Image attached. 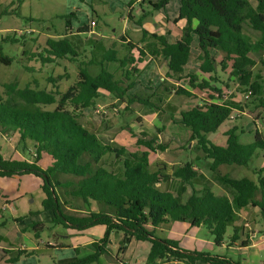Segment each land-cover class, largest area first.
<instances>
[{
    "label": "trees",
    "instance_id": "obj_1",
    "mask_svg": "<svg viewBox=\"0 0 264 264\" xmlns=\"http://www.w3.org/2000/svg\"><path fill=\"white\" fill-rule=\"evenodd\" d=\"M256 1L258 5H264V0ZM17 2L20 3V0ZM168 2L159 0L150 3V7L158 11ZM14 13L18 14L15 8H5L0 15ZM148 14L143 12L134 23L141 26ZM179 20L184 21V26L178 41L170 42L165 35L143 29V38L140 40L142 46L127 41L125 45L129 53L123 58H119L114 49H108L101 60L88 58L79 61L77 51L66 36L47 38L41 52L23 50L22 55L28 61L38 59L46 64L63 58L77 65V79L64 92L41 89L29 82L19 87L17 80L0 83V129L16 131L18 149L27 158L31 157L28 161L23 158H5L0 154V177L23 174L39 177L44 193L42 208L51 214L53 224L78 230L97 224L105 226L103 237L92 242L94 253L84 257L75 255L63 258L54 264H89L96 261L101 254L107 253L106 245L112 232H123L122 243L131 238L147 241L150 247L145 264L169 261L194 264L196 260L209 264H241L225 256L183 248L175 240L155 235V229L171 221L188 222L195 227L204 226L212 235L214 244L219 246L228 225L234 222L235 207H257L264 222V167L254 170L258 174L257 181L219 175L234 190L231 198L210 190L197 195L193 189L182 202L172 192L159 190L157 185L173 177L189 182L199 173L193 169L192 162L169 167L157 161L155 169L150 170L147 159L149 151L163 150L166 145L156 144L155 138L138 137L136 144L149 151L132 153L124 146H113L111 138L90 131L80 120L86 109L96 107L95 101L100 91L107 92L114 103L125 102V109L128 110L135 102L154 106L150 98L159 96V101H162V93L191 97L195 94L190 89L196 88L206 90L210 100H202L179 111L178 117L173 118L172 122L189 131L187 143L196 142L203 152V158L209 160L211 171L217 172L222 164L247 166L256 151L264 149V133L257 130L250 143L239 142L236 127L225 132L227 138L224 146L208 139L209 133L216 132L223 122L232 118L233 111H238L235 119L248 106L234 102L233 94L225 101H220L223 81L219 72L227 74V80L234 81L239 92L251 89L252 104L255 108L261 106L260 112L264 110L261 98H258V103L257 98H253L258 88L257 81L253 79L254 57L264 52V14L257 11L248 0H179L178 14L172 22ZM69 27V21L66 20V34ZM251 30L258 32V36L253 37ZM79 31H86V26L80 27ZM26 35L20 34L23 44ZM194 38L199 50L196 57L198 72L182 76L192 56ZM3 41L10 43L18 40L6 35ZM134 48L138 52L136 57L131 52ZM217 53H221L219 60L216 58ZM145 55L157 61H166L167 75L171 77L179 74L176 80H187L190 89L162 80V93L153 89L150 93L132 90L140 74L135 63L141 62V57ZM103 61L118 62V70L115 73L105 70ZM11 62L12 57L0 51V63L10 65ZM93 64L99 65L96 73L88 70ZM24 68L29 71L33 69L31 66ZM52 105V109L46 108ZM136 120L140 121L139 118ZM43 155L49 157L45 167L38 165ZM106 155L121 160L120 172L107 166L104 160ZM61 174L65 177H60ZM67 203L83 206L87 214L80 216L66 212L64 208ZM93 203L102 210H92ZM15 220L24 223L22 218ZM2 224L0 222V226ZM29 225L37 230L42 224L31 222ZM237 233L238 228L233 226L229 240L239 239ZM241 243L246 245L244 240ZM74 250L77 252L76 248ZM16 252L17 258L32 254L26 250Z\"/></svg>",
    "mask_w": 264,
    "mask_h": 264
},
{
    "label": "rangeland",
    "instance_id": "obj_2",
    "mask_svg": "<svg viewBox=\"0 0 264 264\" xmlns=\"http://www.w3.org/2000/svg\"><path fill=\"white\" fill-rule=\"evenodd\" d=\"M128 1L129 0H20L19 14L0 15V34L3 36L11 35L18 40L17 42L10 43L0 41V51L12 57L10 65L0 63V83L17 80L18 86H23L26 82L32 84V81L36 80L39 87L43 88L53 83L48 81V76L59 80L60 78L56 75L62 73L64 68L65 71H68L72 76L77 71V65L68 59H56L54 62L46 64L41 63L38 59L28 61L26 56L21 54L24 50L23 41L20 39L21 33L27 34L24 39L26 47L28 49L32 48L33 50L37 48L36 50L40 52L46 45L47 36L45 33L50 32L55 35V38L66 36L71 46L77 51L79 61H85L88 58L101 60L102 55L108 49H114L117 56L123 58L129 53V49L126 47L125 43L121 42L119 39L122 32L126 30L128 37H135V34L139 33V25L134 23L139 17H137L136 14L139 5L136 4L131 11V16H129L127 9L123 8L125 5H128ZM18 4L19 2H17V0H0V9H14ZM171 6H174V3H171ZM143 8L147 13L149 12V14L153 13V15L156 16L160 14L165 18L175 12L173 8H167L165 12L154 11L147 6H143ZM149 17H151V15ZM92 18L97 21V27L94 28V31L101 32L99 35L79 31L80 27L89 25ZM129 18L133 21L132 23L129 21ZM66 20L69 21L70 25L67 34L65 28ZM27 29H29V31ZM254 32L255 31L251 30V35ZM31 38L35 40H31ZM220 57L221 56L218 54V58ZM255 58H257V56H255ZM24 66H31L33 69L29 71L25 69ZM103 67L105 70L115 73L119 68V63L116 61H103ZM259 68L260 65H256L253 68V77L261 84L263 79L260 80L261 77L257 79ZM88 70L92 73H96L99 70V65L93 64L89 66ZM194 70L195 67L190 64L182 73V76L192 74L191 72ZM262 71L264 73V69ZM219 75L223 81L222 85L226 86V84H228V88L233 90V96L235 94L236 97L239 93V95H241V103L243 105L248 104L245 108L252 109V97L245 100L243 98V93L237 90L238 86L236 83L227 80V74L219 72ZM158 80L161 79L157 78L150 86L144 79H138L135 90L142 91L143 93H150V90L153 89L158 93H162V87H160L161 81L155 85ZM73 81V79L63 80L61 81V85H63V83L71 85ZM167 82L174 86L179 85L189 88L188 81L185 79L179 82L175 80H167ZM190 90L195 94L194 96L186 97L162 93V101H159V96L150 98L154 106L142 105L135 102L131 104V108L129 107L128 110L125 109V102L114 103L110 98L111 96L107 94V92L102 91L101 93L99 92V97L96 98V107L94 109H86L81 115L80 120L90 131L111 138L113 146H124L132 153L138 152L140 154L143 151H149L147 148L136 144L138 137L144 136V138L147 139L155 138L156 144L160 143L166 145V148L163 150H156L155 152L149 151L147 159L149 164L148 168L150 170L155 169V162L157 161L164 162L169 166L174 165V167L185 162H192L196 165L199 168V173L189 182L173 177L172 179H165L157 185L159 190L172 192L182 202L187 199L193 189L196 191L197 195H201L210 190L217 195L231 198L234 194V190L222 181L219 175H229L228 177L237 179L246 177L257 181L258 174H256L254 170L264 167V149H258L256 155L247 166L240 167L235 164H222L218 167L217 172L211 171L208 167L209 160L203 158V152L196 142L189 141L187 143L189 131L181 125L172 122L173 118L178 117L179 111L199 103V96L205 97L206 93L199 89L195 88ZM53 107L54 105L46 106L47 109H52ZM248 114H240V117L234 119L235 112L233 111L232 118L223 122L216 132L209 133L208 139L216 145L224 146L227 138L225 132L236 127L235 133L238 136L239 142H252L256 130L254 122L256 120L260 122L264 116L256 114L254 110ZM137 118H139L140 121H137ZM14 132L15 131H13V142L17 147L19 137L15 135L16 132ZM142 133H145V135ZM3 140L4 139L0 136V144L3 143ZM3 149L4 147H0V154L5 157ZM104 160L107 162V166L110 169L116 172L121 171L122 162L120 159H116L113 155H106ZM48 161L49 157L43 155L38 165L45 167ZM60 177H65V175L61 174ZM41 183V179L32 174L0 177V185L3 187L1 193H7L8 200L13 201L12 207L3 210V216L0 218V221L3 222L0 228V247H13L18 249L20 246H23L27 249L32 247L35 250L30 249L29 251L33 254L21 256L18 261H1L0 264H54L58 260L66 257L75 255L77 257L88 256L95 252V247L92 243L87 244L86 241L92 240L96 242L103 237L105 226L102 224L93 225L81 230L65 227L61 224H53L51 222V214L43 211L42 208L44 193L41 189ZM0 200H2L1 195ZM3 202L5 201L3 200ZM91 208L94 211L102 210H100V207H98L96 203H93ZM239 208L240 207H235L236 210ZM64 210L68 213H75L80 216L87 214L83 206L80 205L77 207L71 203H67ZM15 218H22L24 223L15 222ZM249 218L251 221H255L258 226H264L259 211L256 215L250 214ZM234 221H237V225L235 226L238 228L243 225V220L241 219V221H238L236 215ZM31 222L41 223L42 225L39 226V229L35 230L29 225ZM161 226L162 225L159 227ZM194 230L197 231V238L211 241V245L202 247V252L225 256L232 260H238L241 264H262L264 262V247L257 251V254H253V252L250 251L247 255H244V253H237V251L226 247V242L229 239V235L232 233V224L228 225L223 244L219 246L214 244L212 235L204 226L200 227L199 230L197 228ZM4 232H6V235H3ZM167 233L168 232L165 230L155 229V235L158 237L164 238ZM122 239L123 232H112L109 235L106 245L107 253L101 254L96 261L89 264H145L149 243L145 241H136L132 238L122 243ZM48 242L53 244L62 243V245L64 244L66 246H49L47 245ZM76 246L79 248L77 250L78 252L74 250ZM196 264L208 263L197 261Z\"/></svg>",
    "mask_w": 264,
    "mask_h": 264
},
{
    "label": "crops",
    "instance_id": "obj_3",
    "mask_svg": "<svg viewBox=\"0 0 264 264\" xmlns=\"http://www.w3.org/2000/svg\"><path fill=\"white\" fill-rule=\"evenodd\" d=\"M158 1L159 0H129L128 3H127L128 5H125L123 8L127 9L128 15L131 16V11L134 9L136 4H138L139 8L136 11V14H137V17H138L143 12H146L144 10L143 6H147V7L151 8L150 7V3H156ZM248 1L250 2V4L257 11H259V12L264 14V5H258L256 0H248ZM171 3H174V6H171ZM19 8H20V3L15 8L18 14H19ZM167 8H173V9H175V12L172 15L166 16V18L162 17L160 14H158L157 16L153 15V13L149 14L142 21V25L138 27L139 33L135 34V37L134 36L133 37H128L127 36V31L124 30L122 32V35L119 38L120 41L124 42L126 44V42L130 40L134 44H137L138 46H142V44L140 43V40L143 38V29L147 30L150 33H154V34H158V35H165L170 42L178 41L181 38V35L183 33L182 28L184 26V21L183 20H179L176 23H173L172 20L175 17H177L178 8H179V0H169V2L165 6H163L162 8H160L158 10V12H165ZM6 9H8V8H6ZM2 10L3 9H0V12ZM151 10H152V8H151ZM150 15H151V17H149ZM123 19L126 20L125 18H123ZM164 19H165V21H164ZM91 21H94V25L93 26L91 25ZM129 21L131 23L133 22V21H131L130 18H129ZM85 26H86V31H84V32H88V33L90 32V33L96 34V35H99V33H101V32H97L96 30H95L96 32L94 31V28L97 27V21L94 20L93 18L90 20L89 25H85ZM27 30L29 31V29H27ZM30 31H33V30H30ZM49 33L50 32L45 33V35L47 36L46 38L55 36L54 34H51V33L49 34ZM252 35H253V37H257L258 36V32H254V33H252ZM3 37L4 36L0 34V41L1 42H2V38ZM124 38H127V39L124 41ZM196 42H197L196 38H194V41H193V44H192V56H191V59L189 60V62L184 67V71H185L187 69V67L190 64H192L193 67H195V70L191 72L192 74H195V73L198 72L197 71L198 62H197V58L196 57H197V54H198L199 50L197 48ZM23 47H24V50H31L32 49V48L28 49L26 47V42H24ZM32 47H34V46H32ZM36 49L37 48H35V50ZM35 50L32 49L31 51H35ZM131 52L133 53V56H135V57L137 56L138 52H136V48L132 49ZM21 54H22V52H21ZM218 54L221 56V53H217V55H216L217 60L220 59V58H218ZM141 58H142L141 62H136L135 63L136 66L140 69V74L137 77V81H138V79H141V80L144 79L151 86L152 82L154 80H156L157 78L161 79V80L156 81L155 85L159 81H162V80H165V79L168 80V81L169 80H171V81L175 80L176 82H179V81L183 80V79H181L179 81L176 80V76H178L179 74H175V75H173L171 77L167 75L168 68H167L166 61H162V62L161 61H157V60L153 59L150 55H145L144 57L142 56ZM34 60H36V59H34ZM34 60H32V61H34ZM95 60H98V59H95ZM255 61H256L255 66L256 65H260V68L258 69L259 74L257 75V79H259L261 77L260 80L263 79V81H262L261 84H259L258 80H256L253 77V79H255L257 81V83H258V88H257L256 94L253 96V98H257L256 103H258V101H259L258 98H261L262 102L264 103V99H263L264 98V96H263L264 95V84H263L264 83V73L262 71L264 69V52L259 54L257 56V58H255ZM69 63H71V62H69ZM74 72H75V70H74ZM77 75H78V69L74 73V75L72 76V75H70V73L68 71H65V68H64V71H62V73H59V74L56 75V76H58V78H60L59 80H56L55 78L48 76V78H47L48 81L49 82H53V83H51V85L42 88V87H39L38 82L36 80H34V81H32V86L36 85L38 88H41V89L58 90L59 92H64L65 90H67V88L70 85H66V83H63V85H61V83H62L61 81L67 80V79H73L75 81L77 79ZM164 76H166V77H164ZM200 77H206V76H200ZM259 82H261V81H259ZM25 84H23V86ZM23 86H19V87H23ZM135 86H136V84H135ZM135 86H134V88L132 90H135ZM221 88H222V90H225L226 88H228V86L227 85L226 86L222 85ZM205 91L206 90H202V92H205ZM101 92L102 91H100V93ZM171 94H173V93H171ZM206 95H207V93L205 94V97L204 96H199L200 102L202 100H210V98L208 96L206 97ZM232 100L234 102H236V103H241V95H239V93L236 95V97L234 95ZM261 108H262L261 106H257V108H255L254 104L252 106V109L254 110V112L256 114H260L261 116H264V110L262 112H260ZM252 109L251 108H244L243 115H247L248 113H251V111H253ZM239 116H241V115L239 114ZM254 125H255V129L259 133H264V118H262L260 120V122L258 120H256L254 122ZM16 133H15V135H18ZM0 136H1L2 139H4L3 143L0 144V147H4L3 151H4V154H5V158H18V159L23 158V159H26V160L30 161V158H27L24 154H22L20 152V150L18 149V147H16V145L14 144V142H13V139H14L13 131H9V130L8 131H2L0 129ZM4 142H5V145H4ZM170 166H172V165H170ZM193 169L194 170H198V172H199V168L196 165H193ZM169 179H172V178H169ZM2 190H3V187L0 185V195L2 197V200H0L1 201L0 202V218L3 216L2 211L7 209L8 207H12V205H13V201L8 200V194L7 193H4V194L1 193ZM3 200L5 202H3ZM234 212H235V215H236V219L238 221H241V219L243 220V222H242L243 225H241L240 228L237 227L238 228V233L237 234L239 236V239H237L235 241H230L228 239V241L226 242V247L237 251V253H244V255H247L250 251H252L253 254H257L258 253L257 251H259L262 247H264V226L263 225H259L258 226L255 223V221H251L250 218H249V215L250 214L256 215L258 213V208L257 207L246 206V207L239 208L237 210L234 209ZM14 221L17 222L16 220H14ZM0 222H2V221H0ZM246 222L250 225V227L252 229L257 230V233L254 236H250V230H249V228H247L245 226ZM235 225H237V221H234V223H232V230H233V226H235ZM1 227H2V225L0 226V228ZM200 227H202V226H196V227L195 226H191L188 222L171 221V222L162 224L161 227H156V228H158L160 230L162 229L163 231L164 230L167 231L168 233H167V235L164 238L172 239V240H175V241L179 242L178 244L181 247L189 249V250L202 251V247L203 246H207V245H211V241L210 240H206V239L197 238V236H196L197 231L194 230V229L197 228L199 230ZM5 233L6 232H4L3 235H6ZM243 240L246 242V245H242L241 242ZM92 242H94V241H92V240H87L86 241L87 244L92 243ZM145 242H147V241H145ZM222 244H223V242H222ZM47 245L55 246V247L66 246L64 244L62 245V243L53 244V243H50V242H48ZM149 247H150V244H149ZM75 248L77 250L79 249L77 246ZM30 249L34 250L32 247ZM30 249H27V248H25L23 246H20L18 249L13 248V247H10V248L0 247V262L1 261L6 262L8 260L10 262H14V260L18 261L21 256L17 258L18 253L16 251L17 250H26V251L28 250L29 251ZM6 250H9V252L6 251ZM22 256H24V255H22ZM197 261H202V260H196L194 264H196ZM158 264H186V263H184L182 261H169V262H160ZM262 264H264V262Z\"/></svg>",
    "mask_w": 264,
    "mask_h": 264
},
{
    "label": "built area",
    "instance_id": "obj_4",
    "mask_svg": "<svg viewBox=\"0 0 264 264\" xmlns=\"http://www.w3.org/2000/svg\"><path fill=\"white\" fill-rule=\"evenodd\" d=\"M91 25L93 26L94 25V21H91ZM232 93H233V90H231V89H225V90H223V92H222V96H221V98H220V101H225L230 95H232ZM251 96H252V90L251 89H248L247 91H245L244 93H243V98L245 99V100H247V99H250L251 98ZM238 111H235V116L238 114L237 113ZM234 116V117H235ZM232 117V116H231ZM245 226L247 227V228H249V230H250V236H254L256 233H257V230H254V229H252L251 227H250V225L246 222V224H245Z\"/></svg>",
    "mask_w": 264,
    "mask_h": 264
}]
</instances>
